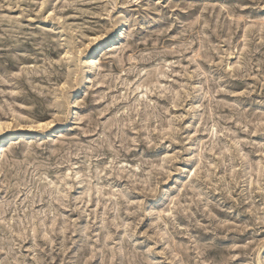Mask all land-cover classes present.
<instances>
[{"label":"rangeland","instance_id":"rangeland-1","mask_svg":"<svg viewBox=\"0 0 264 264\" xmlns=\"http://www.w3.org/2000/svg\"><path fill=\"white\" fill-rule=\"evenodd\" d=\"M6 136L0 264H264V0H0Z\"/></svg>","mask_w":264,"mask_h":264},{"label":"bare ground","instance_id":"bare-ground-1","mask_svg":"<svg viewBox=\"0 0 264 264\" xmlns=\"http://www.w3.org/2000/svg\"><path fill=\"white\" fill-rule=\"evenodd\" d=\"M127 21L128 20L124 19V20H121L119 22L118 27H116L115 31L113 33H111V35H109V37H107L102 43H100L98 45L97 50L94 53V55L92 56V58H95V56H98L97 54L101 53V51L104 50L105 48L115 44L121 35L126 37L127 26H128ZM88 66L93 67V65L92 64L90 65L89 63H88ZM88 81H89V77L85 76L81 80V83H82V85H85L86 83H88ZM73 90H74V92H78L79 86ZM9 139L10 138L8 136H6L5 138L2 139V140H4V142L2 140H0V147L3 144L7 143L9 141ZM1 142H3V143H1Z\"/></svg>","mask_w":264,"mask_h":264}]
</instances>
